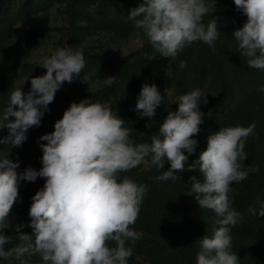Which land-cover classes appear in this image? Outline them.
<instances>
[{"label":"clouds","instance_id":"clouds-1","mask_svg":"<svg viewBox=\"0 0 264 264\" xmlns=\"http://www.w3.org/2000/svg\"><path fill=\"white\" fill-rule=\"evenodd\" d=\"M217 0H141L130 9L127 19L142 29L161 57L175 58L195 41L214 48L220 32L215 19L204 24L207 14L215 10ZM247 20L234 30L238 52L250 68L264 70V0H234ZM46 72L31 77V89L9 91V101L0 115V128L10 130L12 144L20 146L27 139L29 128L39 126L43 112L54 101L56 92L71 83L85 67L81 50L60 47L42 58ZM183 61L180 67H184ZM105 84L112 80L105 79ZM264 91V89H262ZM204 94L193 89L182 94L178 109L168 111L159 127V135L151 143H136L131 129L124 126L106 102L83 99L72 102L54 123V131L43 134L42 167L17 173L18 163L8 156L0 157V258L13 253L20 260L26 253H39L42 264H127L133 243L139 234L132 229L138 219L147 186L129 176L121 178L141 164L164 169L157 180L176 178L185 169L188 154L196 150L202 113L199 103ZM163 97L155 84H144L135 110L140 118L156 116ZM207 103V100H204ZM13 118V119H10ZM148 126V125H146ZM256 124L228 125L207 137V147L188 170L199 169L203 182L190 177L189 195L195 197L199 209L214 211L217 219L211 235L199 240L196 264H239L240 257L232 250L231 227L242 215L232 207L229 193L234 182H241L257 168L243 164L247 158L245 143L253 135ZM45 178L44 186L32 197L29 209L33 234L19 232L24 246L5 250L10 237L3 234L8 218L19 196L20 181L35 182ZM250 206L251 215L264 216V200ZM218 225V227H217ZM23 264V262H22Z\"/></svg>","mask_w":264,"mask_h":264},{"label":"trees","instance_id":"trees-1","mask_svg":"<svg viewBox=\"0 0 264 264\" xmlns=\"http://www.w3.org/2000/svg\"><path fill=\"white\" fill-rule=\"evenodd\" d=\"M42 4L60 2L64 5L66 25L58 28L61 38L65 41V48L81 50L84 57V68H95L101 72L111 74L115 85L103 96L105 102L111 105L115 114L121 118L120 107L131 116L139 117L135 110L137 98L144 84H155L163 100L157 107L156 116L151 126L144 132L136 143H151L152 137L159 135V127L163 121L161 107L164 95L156 81L140 80L133 72L132 66L125 62H116L110 58H102L85 48H79L76 40L79 34V25L76 21V9L79 5L102 0H39ZM110 4H126L125 0H104ZM39 4L33 0H26L19 4L16 17L35 13ZM217 21L220 32L214 42V48L202 41H195L200 49L197 55L182 53L175 73V82L179 95L193 89H199L201 97L199 110L208 116L206 122L207 137L228 125L248 126L255 123L253 135L245 143L244 151L247 158L243 164L248 168H257L250 172L247 178L231 185L232 191L228 194L232 207L242 212L250 206L259 205L258 199L264 200V70L250 68L245 57L238 52V42L232 36L234 30L243 26L247 16L236 8L234 0H217L215 10L207 14L204 24L208 20ZM11 27L0 16V82L9 84L14 76L13 68L2 62V46L10 39ZM181 61L185 66L180 67ZM78 76L68 83L67 94H56L54 101L47 109H41L46 118L60 119L63 112L72 102L83 100L80 87L76 84ZM6 87L0 94V108L8 103L9 91ZM207 103H204V100ZM207 137L197 141L196 150L188 154V161L183 171L176 172V178L167 181L157 180L156 177L167 170L146 169L145 164L132 169L120 176L127 175L138 184L147 186V192L140 206V212L132 229L139 234L134 243L127 242L132 247V256L127 264H196V254L199 250V240L205 234L211 235V229L206 225V217L215 214L210 209H200L193 214L186 213L192 207H199L194 194L189 195L192 181L196 176L203 182L199 169L188 170V165L198 159L201 151L207 147ZM21 146V145H20ZM20 146L11 143L9 136L0 131V152H14ZM42 148L25 156V161L34 164L39 170L42 167ZM15 171L19 174L18 169ZM32 194L27 187L19 189V196L13 204L9 219L25 214L30 221L29 209L32 203ZM258 221H240L231 227L232 250L240 257L239 264H264V216ZM8 243L4 245L8 249Z\"/></svg>","mask_w":264,"mask_h":264},{"label":"rangeland","instance_id":"rangeland-1","mask_svg":"<svg viewBox=\"0 0 264 264\" xmlns=\"http://www.w3.org/2000/svg\"><path fill=\"white\" fill-rule=\"evenodd\" d=\"M26 0H0V16L11 27L10 39L2 46V62L13 68L15 76L9 84L0 82V94L6 87L20 88L24 93L31 89V77L40 76L46 69L40 66L42 58L50 56L52 52L60 47H66L65 41L61 38L59 27L66 25L64 5L60 2L42 4L39 0H33L39 4V9L35 13L16 17L19 4ZM126 4L115 5L107 1H96L88 5L81 4L76 9V21L79 25V34L76 45L85 48L91 53L102 58H110L116 62L125 61L132 66L134 74L143 81H156L159 83L164 95V102L161 107L160 120L163 121L168 111L178 109L179 93L175 82L179 56L182 53L197 55L199 45L193 42L186 46L178 55L173 58L161 57L160 53L152 46L148 37L142 29L134 27V22L127 19L130 9L137 7L141 0H125ZM111 79L112 83L105 84V79ZM76 84L80 87L83 99H93L94 101L105 102L104 94L114 87L113 76L101 72L95 68H83L78 76ZM68 83L65 82L56 94H67L70 92ZM55 94V95H56ZM107 103V102H106ZM8 103L0 108V115ZM121 119L125 121L124 126L131 129V136L136 140L151 126L153 118H140L131 116L123 107H120ZM202 113V112H201ZM13 119V118H10ZM208 116L202 113V120L199 125V132L193 139L201 141L206 139L208 133L206 122ZM56 119L46 118L41 120L39 126L28 129L27 139L20 148L14 152H0V157L8 156L14 163H18L19 173L26 168L32 167L37 170L34 164L25 161V156L39 148L40 144L46 141L39 140L45 134L54 131ZM148 125V126H146ZM4 136H10L7 126L0 128ZM165 164H168L167 162ZM146 169H157L155 166L144 165ZM45 178L37 177L35 182L21 180L19 189L27 187L35 193L44 186ZM249 208L240 212L241 221H258V215L253 216L248 211ZM199 207H192L186 213L198 212ZM217 219L215 214L206 217L208 228L213 227ZM9 226L3 229V234L10 237L8 249L12 250L19 246H24L25 242L19 239V232L33 234L29 226L30 221L25 214L8 220ZM218 227V225H217ZM42 264L39 253H26L20 260L15 254L8 259L0 258V264Z\"/></svg>","mask_w":264,"mask_h":264}]
</instances>
